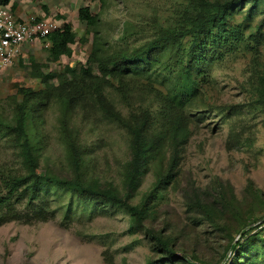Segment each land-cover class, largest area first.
<instances>
[{
  "label": "rangeland",
  "instance_id": "obj_1",
  "mask_svg": "<svg viewBox=\"0 0 264 264\" xmlns=\"http://www.w3.org/2000/svg\"><path fill=\"white\" fill-rule=\"evenodd\" d=\"M187 3L188 0H10L5 4L17 16L52 19L60 26L69 24L75 41L70 45L71 55L57 60L51 59L50 45L44 46V41L27 45L13 65L0 71V194L4 200L0 212H8L9 216L0 224V264L158 261L149 239L135 227L121 205L84 198L54 185L40 186V198L28 203L22 188L12 183L27 172L13 127L23 90L39 92L45 106L30 114L27 122L28 136L37 147V174L80 179L86 185L109 188L126 197L125 172L131 159V140L126 129L108 117L88 83L99 85L101 98L122 118L131 112L149 111L154 121L162 107L155 91L165 95L171 87L181 66L174 64L180 50L167 47L153 71L125 78L130 82L126 99L116 91L117 78L103 73L100 60L91 57L98 51V55L110 57L139 48L154 39L160 27L173 24ZM250 6L243 5L229 21L230 26L240 25L245 41L229 46L231 39L223 43L210 38L200 63L193 66L198 93L186 107L192 119L190 134L174 180L146 209L148 225L164 230L166 218L176 224L177 259L165 264H229L234 255L227 247L229 236L189 217L185 190L194 189L213 204L218 182L229 183L235 196L243 201L246 183L251 180L264 194V107L255 101L251 83L254 59L264 76V3L248 16ZM82 7H88L96 18L95 26H87L79 19ZM254 33L259 35L256 44L249 38ZM191 41L190 37L184 38L181 49L186 50ZM180 58L184 64L189 62L186 55ZM83 69L90 74L84 75ZM73 80L85 84L73 90ZM68 88L71 93L81 88V99L64 115L59 92ZM35 103L34 99L29 102ZM156 127L154 122L152 128ZM68 135L80 150L77 169L71 161ZM155 166L152 164L140 177L129 204L143 206L156 181ZM251 209L245 229L254 238L240 264H264V202L255 203ZM230 235L234 238L232 244L239 239L234 229Z\"/></svg>",
  "mask_w": 264,
  "mask_h": 264
},
{
  "label": "trees",
  "instance_id": "obj_2",
  "mask_svg": "<svg viewBox=\"0 0 264 264\" xmlns=\"http://www.w3.org/2000/svg\"><path fill=\"white\" fill-rule=\"evenodd\" d=\"M9 1L0 0V4L5 5ZM247 3L251 4L247 11L249 16L253 10H256L259 5L264 3V0H188L187 5L180 10L173 24L160 27L157 36L139 48L110 57H102L101 54L98 55V51L97 56L93 55L91 57V60H100L99 68L103 73H108L117 78L119 87L116 88V91L126 99L127 91H129L126 88H129L130 82L125 78L145 75L153 71L152 68L159 65L158 57L167 47L176 46L180 50V54L176 55L178 61L174 64H181V66L171 83V87L167 89L165 95L155 91L162 107L155 113L154 121L153 115L149 111L142 113L131 112L127 118H122L112 105L106 104V100L101 98L102 95L98 90L99 85H96L93 81L88 83L92 92L96 93L97 100L108 117L121 124L130 137L131 159L126 165L125 172L126 197H120L109 188L101 189L96 186L86 185L80 179L66 180L53 175L37 174V147L28 136L27 122L30 120L28 119L30 114L34 115L35 112H38L45 105L40 101L42 97H39V92L33 93L32 91L23 90L25 93L22 95V102L17 106L13 132L16 134V143L21 147V155L24 158L27 172L22 176L16 177L12 183L14 186L22 188L27 195L28 203L40 198V186L54 185L60 188H68L84 198L121 205L131 215L135 227L145 234L150 241L152 249L157 253L158 261H152L153 259H151L145 264L174 262L177 259L174 247L176 240L174 236L175 232H177L176 224H173L171 219L168 220L166 218L164 220L165 229L158 230L145 222L147 219L146 209L148 203L151 200L158 199L160 191L174 180L183 146L190 134L189 125L192 119L187 114L186 107L198 93L193 66L198 62L200 63V59L203 58L207 51L210 38L214 42L223 41V43L230 42L231 39V42H233H230L229 46L245 41L240 25L230 26L229 21L232 18L231 16ZM78 17L87 26H95L96 24V18L91 15L88 7L80 8ZM186 37L192 38V41L186 50H182L181 41ZM215 38L218 40H214ZM249 38L256 44L259 35L254 33ZM48 41L50 42L49 56L52 60H57L60 56L69 57L71 55L70 45L75 41V36L71 31V26L63 23L59 30L48 36ZM181 54L189 58L187 64L182 62ZM94 56L96 57L94 58ZM253 65L252 91L256 94L255 101L264 107V76L256 68L257 59H254ZM110 66L111 69H109ZM81 71L84 75L90 74L88 69ZM71 84L75 87L71 86ZM82 84L85 83L73 80L70 82V87L74 90L76 86L81 87ZM149 89L152 90L150 84ZM70 91L72 90L68 88L59 92L61 95L60 101L64 104L62 106L64 115L75 107L77 100L81 99V88H77L73 93ZM33 99L36 103L33 105L29 104ZM154 122H157V127L153 129L152 124ZM62 125L64 124L62 123ZM67 137L69 139L71 161L77 169L80 165V150L70 139V136L68 135ZM155 163L157 164L154 167L156 181L143 206L139 208L129 204L128 199L137 189L140 177ZM2 197L0 194V207L3 204L2 202H4ZM184 197L187 213L191 214L189 216L191 219L204 221L223 235L229 236L228 249L234 241V238L230 235L231 229H234V233L239 235L249 224L251 206L258 202H264L263 192L251 180L246 183L243 191V201L235 196L231 184H223L222 182H218L214 190L215 202L213 204L206 202L194 189L185 190ZM8 219V212H3L0 215V224ZM165 230H169V232ZM248 231L249 229L235 242V247L232 251L234 255L229 264H240L242 259L245 258L246 249H248L254 238L253 235H248ZM190 240L195 244L196 240L191 234Z\"/></svg>",
  "mask_w": 264,
  "mask_h": 264
},
{
  "label": "built area",
  "instance_id": "obj_3",
  "mask_svg": "<svg viewBox=\"0 0 264 264\" xmlns=\"http://www.w3.org/2000/svg\"><path fill=\"white\" fill-rule=\"evenodd\" d=\"M52 19L17 16L7 5L0 4V71L10 67L20 57L24 48L44 41L60 29Z\"/></svg>",
  "mask_w": 264,
  "mask_h": 264
},
{
  "label": "water",
  "instance_id": "obj_4",
  "mask_svg": "<svg viewBox=\"0 0 264 264\" xmlns=\"http://www.w3.org/2000/svg\"><path fill=\"white\" fill-rule=\"evenodd\" d=\"M246 231H247V229H243V230L240 232V234H239V238H240V236H241L242 234H244ZM234 247H235V243H233V244L231 245L230 249L233 250Z\"/></svg>",
  "mask_w": 264,
  "mask_h": 264
}]
</instances>
